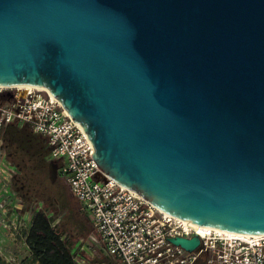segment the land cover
Here are the masks:
<instances>
[{
  "label": "water",
  "instance_id": "water-1",
  "mask_svg": "<svg viewBox=\"0 0 264 264\" xmlns=\"http://www.w3.org/2000/svg\"><path fill=\"white\" fill-rule=\"evenodd\" d=\"M0 86L47 90L156 208L264 234V0H0Z\"/></svg>",
  "mask_w": 264,
  "mask_h": 264
},
{
  "label": "built area",
  "instance_id": "built-area-1",
  "mask_svg": "<svg viewBox=\"0 0 264 264\" xmlns=\"http://www.w3.org/2000/svg\"><path fill=\"white\" fill-rule=\"evenodd\" d=\"M8 123L26 124L46 137L48 159L57 163L58 175L86 213L108 257L122 264H194L200 257L207 264H264V236L242 238L196 227L106 177L92 158L94 147L82 127L47 90L0 86V131ZM4 162L0 138V163ZM193 234L199 244L192 251L169 241Z\"/></svg>",
  "mask_w": 264,
  "mask_h": 264
},
{
  "label": "trees",
  "instance_id": "trees-1",
  "mask_svg": "<svg viewBox=\"0 0 264 264\" xmlns=\"http://www.w3.org/2000/svg\"><path fill=\"white\" fill-rule=\"evenodd\" d=\"M0 138L4 158L16 169L10 172L9 189L19 201L17 211L33 212L25 237L29 252L38 264H78L70 245L84 235L86 226L61 182L57 163L47 157L46 137L26 124L8 123ZM107 262L113 264L109 258ZM194 264L207 263L200 257Z\"/></svg>",
  "mask_w": 264,
  "mask_h": 264
},
{
  "label": "rangeland",
  "instance_id": "rangeland-1",
  "mask_svg": "<svg viewBox=\"0 0 264 264\" xmlns=\"http://www.w3.org/2000/svg\"><path fill=\"white\" fill-rule=\"evenodd\" d=\"M4 159L5 162L3 164L0 163V264H38L25 243L33 212L18 213L19 201L9 189V173L11 172L9 168L15 169V167L6 158ZM61 180L68 189L65 181ZM68 196L73 200L74 205L80 209V216L87 230L82 237H78L70 245L76 260L80 264H109L107 258L111 259V261L113 260L101 249L102 246L99 243L98 235L86 213L83 212L79 203L69 193V190ZM76 213L77 215L79 214L77 210Z\"/></svg>",
  "mask_w": 264,
  "mask_h": 264
},
{
  "label": "bare ground",
  "instance_id": "bare-ground-1",
  "mask_svg": "<svg viewBox=\"0 0 264 264\" xmlns=\"http://www.w3.org/2000/svg\"><path fill=\"white\" fill-rule=\"evenodd\" d=\"M29 87V86H27ZM162 211V210H161ZM164 212V211H163ZM166 213V212H165ZM168 214V213H167ZM170 215V214H169ZM193 225H195L196 227H205L207 229L210 230H216V231H221V232H225V233H230V234H234L238 237H242V238H250V237H260V236H264V234H245V233H237L234 231H227V230H222V229H218V228H213V227H209V226H204V225H200V224H196V223H192Z\"/></svg>",
  "mask_w": 264,
  "mask_h": 264
},
{
  "label": "crops",
  "instance_id": "crops-1",
  "mask_svg": "<svg viewBox=\"0 0 264 264\" xmlns=\"http://www.w3.org/2000/svg\"><path fill=\"white\" fill-rule=\"evenodd\" d=\"M112 260H113V261H112L113 264H122V263H121L119 260H117V259H113V258H112Z\"/></svg>",
  "mask_w": 264,
  "mask_h": 264
}]
</instances>
